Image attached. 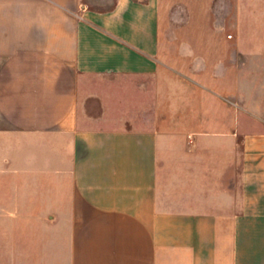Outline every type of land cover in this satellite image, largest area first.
<instances>
[{"label":"crops","instance_id":"crops-1","mask_svg":"<svg viewBox=\"0 0 264 264\" xmlns=\"http://www.w3.org/2000/svg\"><path fill=\"white\" fill-rule=\"evenodd\" d=\"M0 264H264V0H0Z\"/></svg>","mask_w":264,"mask_h":264}]
</instances>
